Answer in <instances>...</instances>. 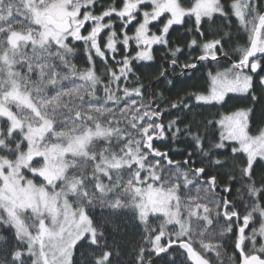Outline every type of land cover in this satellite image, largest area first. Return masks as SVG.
<instances>
[{
	"label": "snow or ice",
	"instance_id": "snow-or-ice-1",
	"mask_svg": "<svg viewBox=\"0 0 264 264\" xmlns=\"http://www.w3.org/2000/svg\"><path fill=\"white\" fill-rule=\"evenodd\" d=\"M96 7L97 0H0V264H113L120 250L109 230L120 231L117 220L125 212L144 229L146 246L138 247L133 264H153V256L174 245L185 250L191 264H214L224 255L223 242L205 240L221 219L219 234H232L235 250L221 264H264V175L255 178V167H264V127L254 134L251 129L254 105L262 98L255 95L254 76L264 90V0H112L100 5L99 14ZM165 15L159 32H151ZM217 16L224 21L218 38L204 39L203 21ZM233 18L247 40L229 50L225 43L233 40ZM189 21V31L200 36L186 45L201 50L195 59L219 65L223 58L227 64L209 72L205 92L165 101L169 107L161 110L154 95L145 96L148 86L140 79L131 89L120 87L135 75V60L154 59L156 44L169 48L174 71L184 49L171 47L167 36L173 25ZM71 42L85 46L82 70L71 63ZM59 66L68 74L56 71ZM169 74L162 67L156 80L173 84ZM233 93L247 95L253 107L206 121L218 126L212 142L207 131L193 132L191 124L181 129L180 117L163 122L169 111L190 112L201 102L224 106ZM166 133L188 134L198 151L184 161L172 160L154 146ZM229 149L230 156L243 159L230 162L216 155ZM193 155L208 166L189 167ZM229 163L223 192L241 185L238 191L247 194L243 213L234 201L217 196L220 173L208 175L209 168ZM182 189H195V195L182 197ZM153 216L161 222L153 225Z\"/></svg>",
	"mask_w": 264,
	"mask_h": 264
},
{
	"label": "trees",
	"instance_id": "trees-1",
	"mask_svg": "<svg viewBox=\"0 0 264 264\" xmlns=\"http://www.w3.org/2000/svg\"><path fill=\"white\" fill-rule=\"evenodd\" d=\"M225 4L229 2V0H223ZM112 3V0H97V7L95 9L96 13L99 14L103 9L100 5H104L107 7ZM167 19V15L161 18L160 22H154L151 25V31L153 33H158L160 27L164 20ZM187 19V18H186ZM107 20V19H106ZM233 27L231 29L233 34V40L225 43L226 49H231L237 44H244L247 40V36L243 31L237 32L236 30V19L233 18L232 21ZM224 21L217 16L213 21H208L205 19L203 21L202 31L205 33L204 39L210 40L213 38H218L219 32L217 31L219 28L223 27ZM120 23L116 22V31H120ZM192 28V23L189 21L185 24L181 25H173L170 28L167 39L170 42L171 47H181L184 49L182 55L179 56V64L176 66L173 71L170 64L168 63L171 59L169 56V48L164 45H155L152 49V55L154 59L152 61H140L135 60L132 64L135 75L131 76L127 81L120 85L121 88L125 86V84L131 89L135 86V80L140 79L143 84L148 86L147 92L145 96L147 97L149 94L154 95L157 99V102L161 108L167 109L169 107L168 103L177 102L178 97L183 98L186 94L190 95L192 93L205 92L206 89L210 86V78L209 72L215 73L218 70H221L223 67L227 66L226 62L221 58V62L218 65L215 62H202L195 70L187 72L185 70L181 71V65L185 63H196L195 59L199 55H201V50L198 48L188 49L186 45L191 41V39L196 38L200 40V36L195 31H189ZM134 31V27L131 26L128 29V34H132ZM107 32L103 35L106 36ZM75 46V55L70 57L71 63L76 65L78 69H84L87 60L84 54V45L82 42H71ZM131 55L135 56L137 48L132 45ZM117 59H120L117 56ZM169 69L168 80L174 81L173 84H168L163 78L159 81L156 80V77L159 74V70L161 68ZM56 71L60 72L61 75L68 74L67 69H64L62 66L57 67ZM103 67L99 60H97V73L98 75L103 76ZM260 75H264V72H261ZM255 80V95L262 96L259 103L254 105L255 111L251 116V129L254 134L257 128L264 127V90L261 89L259 85V77L254 76ZM115 90V89H114ZM98 95L103 97V92H99ZM228 103L224 106L220 105H206L201 104L198 106H194L192 110L177 112L175 110L169 111L168 114L164 115L163 122L168 124L170 120L176 119L180 117L182 119V123L178 126L183 129L186 125L191 124L193 128V132L199 130L201 134H204L207 131L208 141L212 142L217 139V136H214L213 133L218 131L217 128H212L206 125V121L208 120H219L221 116L230 114L237 109L253 107V103L247 95L244 94H229ZM196 104L195 101L192 102ZM4 119L1 123H3ZM167 138H160L154 141V146L160 151L167 152L169 157L174 161H184L188 159V153L193 152L196 153L198 150L193 146V141L189 138L188 134H180L173 138L171 133H166ZM232 144V143H229ZM103 147V145H100ZM230 149L228 151L218 150L216 155L219 156L220 159L227 158L230 162L240 161L243 159L242 156L232 157L229 155ZM192 161H195L194 164L189 165V167L197 168L202 164L204 166L207 165V161L202 160L200 155H193L191 157ZM264 163V162H262ZM232 170L231 163L225 165L224 167H211L208 170V175H213L216 173H220L218 176L219 187L216 189L217 196H224L230 201H234L236 204L237 210L243 213V205L247 200L246 191L240 190L241 185L237 183H233L231 185V193L228 194L223 192V188L228 185V176L225 174ZM264 175V167L257 165L255 167V178L259 180V178ZM206 178V177H205ZM39 182V181H37ZM182 197L188 195H195V189L192 190L191 193H188L185 190H181ZM95 216L99 217L101 215L100 210L96 209L93 213ZM117 222L120 224L119 232H111L109 230V240H115L117 245L119 246L120 255L118 257H113V264H133L134 256L139 246L144 245V229L141 225L137 224L135 219L130 213H121L118 217ZM150 222L153 225L159 224L161 222V218L157 216H153L150 218ZM193 223H195V218H193ZM224 221L221 219L217 221V223L209 229V235L206 238L205 242H212L213 244L222 241L224 255L219 258V260H214V264H221V261H227L228 257L233 256V252L235 251L233 248L234 237L232 234H225L221 236L219 233L221 231V227ZM237 226H239V222H237ZM258 224L250 225L249 229H246V232L251 230V227H258ZM171 231V226L169 227ZM195 231V229H194ZM6 235H9V245L12 243V238L10 232H5ZM197 243L196 246L198 248V240L199 237H196ZM214 256V254H212ZM77 259H80V254L77 252ZM153 264H191L188 260L185 250L181 249L179 246L172 247L168 253L161 254L159 257L153 256Z\"/></svg>",
	"mask_w": 264,
	"mask_h": 264
},
{
	"label": "rangeland",
	"instance_id": "rangeland-1",
	"mask_svg": "<svg viewBox=\"0 0 264 264\" xmlns=\"http://www.w3.org/2000/svg\"><path fill=\"white\" fill-rule=\"evenodd\" d=\"M106 19H107V18H106ZM113 19L115 20V17H113ZM105 22H107V20H106ZM116 22H117V21H116ZM118 22H119V21H118ZM153 23H154V22H153ZM133 27H134V25H133ZM150 29H151V26H150ZM106 32H107V30L102 34V36H103ZM151 32H152V31H151ZM130 35H133V33L130 34ZM132 45H135L134 42H133ZM154 46H155V45L152 46V49L154 48ZM152 49H151V54H152ZM234 94H239V93H234ZM3 119H4V118H0V123L2 122ZM228 143H233V142H228Z\"/></svg>",
	"mask_w": 264,
	"mask_h": 264
},
{
	"label": "water",
	"instance_id": "water-1",
	"mask_svg": "<svg viewBox=\"0 0 264 264\" xmlns=\"http://www.w3.org/2000/svg\"><path fill=\"white\" fill-rule=\"evenodd\" d=\"M202 62H210V60H205V61H198V60H197L196 63H197V65L199 66ZM185 71L189 72V71H191V69H185ZM155 140H156V139H155ZM155 140H154V141H155ZM173 247H177V245H174Z\"/></svg>",
	"mask_w": 264,
	"mask_h": 264
},
{
	"label": "flooded vegetation",
	"instance_id": "flooded-vegetation-1",
	"mask_svg": "<svg viewBox=\"0 0 264 264\" xmlns=\"http://www.w3.org/2000/svg\"><path fill=\"white\" fill-rule=\"evenodd\" d=\"M90 26V25H89ZM156 45H158V44H156ZM135 46V45H134ZM136 47V46H135ZM155 47V46H154Z\"/></svg>",
	"mask_w": 264,
	"mask_h": 264
}]
</instances>
